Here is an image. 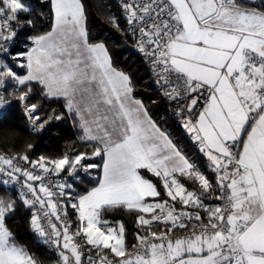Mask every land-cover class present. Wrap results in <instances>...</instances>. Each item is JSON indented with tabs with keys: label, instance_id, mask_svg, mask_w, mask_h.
<instances>
[{
	"label": "snow or ice",
	"instance_id": "6c2138e0",
	"mask_svg": "<svg viewBox=\"0 0 264 264\" xmlns=\"http://www.w3.org/2000/svg\"><path fill=\"white\" fill-rule=\"evenodd\" d=\"M49 2L50 30L27 35L24 51L13 54L34 25L33 7L0 0V109L11 88L30 131L42 130L53 117L42 119L29 102L36 85L43 97L63 100L55 119L72 118L86 150L60 158L0 154V264H43L8 223L17 200L30 210L39 242L54 248V264H264V0L121 5L154 82L198 144L203 170L158 126L105 43L90 39L83 0ZM110 20L120 27L114 14ZM93 169L100 170L94 186L80 191L81 174L91 180ZM118 208L136 212L145 230L131 245L123 222L106 218ZM177 230L186 234L173 237Z\"/></svg>",
	"mask_w": 264,
	"mask_h": 264
},
{
	"label": "trees",
	"instance_id": "16d2710c",
	"mask_svg": "<svg viewBox=\"0 0 264 264\" xmlns=\"http://www.w3.org/2000/svg\"><path fill=\"white\" fill-rule=\"evenodd\" d=\"M30 2L33 7L30 15L34 25L33 27H25L20 39H18V45L12 52L13 54L24 51V44L28 43L24 37L29 34L48 31L51 27L52 14L49 0H30ZM83 3L86 6V23L90 39L105 43L114 66L130 75L132 83L135 85V96L144 103L158 126L162 130H166L183 153L200 165L203 170L204 157L202 153L195 151L186 140L183 126L176 124L170 119L168 107L156 90L148 66L143 57L134 48V40L128 32L119 0H83ZM113 14L118 18L119 28H116L110 20ZM8 64L13 66L18 73L22 74L25 71L23 68H16L13 60H8ZM8 92L12 102V111L0 119L1 153L9 155L26 153L30 158L39 157L40 155L60 158L63 155L71 157L79 151L86 150L85 144L79 139L81 130L74 124L73 119L66 113L62 119H55L56 115L65 112L63 100L47 99L41 95V89L33 85V93L29 97V102L38 103V111L41 113L42 119L48 116H52L53 119L44 126L39 134H31L24 111L20 102L15 98L14 90L9 88ZM87 150L90 151L91 149L88 148ZM96 161L99 162V158H96ZM91 171L93 174L91 180L83 178V174H81L80 191L94 186L95 177L100 175V170L93 169ZM148 175L150 176V174ZM208 177L212 180L210 174H208ZM152 179L155 180L154 177ZM185 183L192 187L187 181ZM0 194H3V189H0ZM15 195L16 193L13 192L12 196ZM156 199L159 200L161 198ZM177 206L179 207V205ZM68 213L73 218V226L75 227L74 210L69 208ZM30 215V210L26 209L17 200L16 213L8 223L16 234L18 241L26 245L30 253L43 261V264H54V258L48 253L46 246L39 242L38 237L30 230ZM137 215L134 211L130 212L119 208L106 215L110 222H123L128 245L136 242L137 232L144 234L145 231L138 226ZM153 230L162 231V228L153 227Z\"/></svg>",
	"mask_w": 264,
	"mask_h": 264
},
{
	"label": "built area",
	"instance_id": "2783aa9c",
	"mask_svg": "<svg viewBox=\"0 0 264 264\" xmlns=\"http://www.w3.org/2000/svg\"><path fill=\"white\" fill-rule=\"evenodd\" d=\"M129 2H131V0H129ZM124 3V0H119V4H120V8H121V5ZM127 28H128V25H127ZM128 32H129V29H128ZM130 34V33H129ZM131 36V35H130ZM132 37V36H131ZM133 39V37H132ZM134 40V39H133ZM18 45V40L14 43V45L12 46L11 48V52L14 51L15 47ZM134 48L135 50L143 57L146 65L148 66L149 68V71H150V74H151V79L156 87V90L157 92L159 93V95L162 97V99L164 100L165 104L167 105L168 107V112H169V116H170V119L175 122L176 124H179V125H182L183 124V121L181 120L180 118V115L178 113V106L177 104L174 102V101H169L167 100L163 93L159 90L158 88V85L154 82L155 79H156V76H155V73L151 70L152 69V66L151 64L149 63V61L147 60V58L137 50L136 48V43L134 41ZM9 88H5L3 91L5 92V96H4V100H5V108L4 109H0V119L4 118L5 116H7L11 111H12V102H11V99L9 97V92H8ZM21 105V108L22 110L24 111V107L23 105L20 103ZM24 114H25V117H26V113L24 111ZM28 122V129H29V132L31 134H39L42 130H37L35 132H32L30 131V125H29V121L27 120ZM184 128V127H183ZM184 134H185V138L186 140L191 144V146L194 148L195 151H198V144L191 139V136L190 134L187 132V130L184 128ZM199 152V151H198ZM200 153V152H199ZM0 154H4L6 156H12V155H9V154H6V153H1ZM19 163L21 164V166L27 168L28 165L25 164L24 162L22 161H19ZM208 174H210L212 176V180H214V173L210 172V171H207L206 172V175L208 177ZM209 178V177H208ZM211 180V179H210ZM17 187H19V185H17ZM205 203L207 204H210V205H216V204H220L221 201H218V200H208V199H205ZM178 207V206H177ZM111 223L113 225H116L118 224L119 222H114V221H111ZM74 227V226H73ZM153 227H158V228H162V230L164 229V225L163 224H160V225H153ZM186 234V232L184 230H177V231H174L171 235L173 237H176V236H181V235H184ZM79 239V238H78ZM46 246V249L48 251V253H50L53 258H54V261L57 259L56 257V254H55V250L54 248L51 246V245H45ZM95 251V250H93ZM86 255L88 254L87 252L85 253ZM119 259V258H117Z\"/></svg>",
	"mask_w": 264,
	"mask_h": 264
},
{
	"label": "crops",
	"instance_id": "0c3cea01",
	"mask_svg": "<svg viewBox=\"0 0 264 264\" xmlns=\"http://www.w3.org/2000/svg\"><path fill=\"white\" fill-rule=\"evenodd\" d=\"M142 171V170H141ZM105 251V250H104ZM106 251H108V250H106Z\"/></svg>",
	"mask_w": 264,
	"mask_h": 264
}]
</instances>
